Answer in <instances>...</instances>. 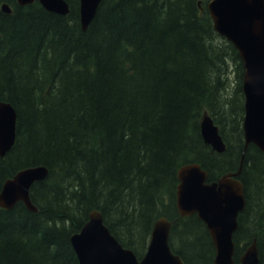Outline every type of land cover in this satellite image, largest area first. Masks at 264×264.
<instances>
[{"label": "trees", "instance_id": "trees-1", "mask_svg": "<svg viewBox=\"0 0 264 264\" xmlns=\"http://www.w3.org/2000/svg\"><path fill=\"white\" fill-rule=\"evenodd\" d=\"M66 1L70 14L61 16L38 1L0 0V102L19 114L16 145L0 156V191L22 168L50 170L33 189L39 212L23 203L0 208V264H78L70 239L94 209L138 255L155 219L167 215L176 220L171 247L185 264H214L205 225L196 216L178 218L177 171L191 162L210 179L238 170L244 153L238 52L215 32L208 0L203 11L198 0H104L87 31L80 0ZM230 68L232 99L223 93ZM204 110L221 128L223 154L201 137ZM241 179L247 205L236 260L257 238L264 264V153L254 145Z\"/></svg>", "mask_w": 264, "mask_h": 264}, {"label": "water", "instance_id": "water-1", "mask_svg": "<svg viewBox=\"0 0 264 264\" xmlns=\"http://www.w3.org/2000/svg\"><path fill=\"white\" fill-rule=\"evenodd\" d=\"M33 1L17 0L20 5ZM80 1L81 26L87 31L103 0ZM39 2L46 10L59 15L70 11L65 0ZM9 8L2 5V10L8 14L12 12ZM207 8L215 31L235 46L244 64V153L236 172L226 173L211 183H208V172L200 164L182 166L178 171L177 208L181 216L196 214L206 224L216 250L215 264H235L234 236L239 228L238 217L247 205L245 186L240 179L245 152L250 144L264 152V0H212ZM17 118L12 104L0 103L2 156L14 145ZM201 135L213 151L222 154L227 150L219 127L207 113L201 121ZM47 174L45 167L19 171L5 182L0 192V206L12 209L18 202H23L31 212H37L31 201L30 188ZM171 228L172 223L165 217L155 222L148 251L141 261L134 252L119 244L98 210L90 213L81 233L75 234L71 242L80 264H185L169 245ZM239 264H260L256 239L246 247Z\"/></svg>", "mask_w": 264, "mask_h": 264}, {"label": "bare ground", "instance_id": "bare-ground-1", "mask_svg": "<svg viewBox=\"0 0 264 264\" xmlns=\"http://www.w3.org/2000/svg\"><path fill=\"white\" fill-rule=\"evenodd\" d=\"M39 1H40V0H39ZM39 1H38V2H39ZM39 3L41 4V2H39ZM6 5H8V6L10 7V8H9L10 11L13 10L12 7H11L9 4H6ZM22 6H25V5H22ZM79 20H81V16H80ZM36 206H37V205H36ZM37 207H38V206H37ZM98 211H99V210H98ZM99 212H100V211H99ZM101 213H102V212H101ZM102 215H103V214H102ZM103 217H104V216H103ZM104 220H105V219H104ZM110 232H111V231H110ZM150 241H151V239L149 240V243H150ZM124 248L127 249V250H131L132 252H134L132 249H129V248L125 247V246H124Z\"/></svg>", "mask_w": 264, "mask_h": 264}, {"label": "rangeland", "instance_id": "rangeland-1", "mask_svg": "<svg viewBox=\"0 0 264 264\" xmlns=\"http://www.w3.org/2000/svg\"><path fill=\"white\" fill-rule=\"evenodd\" d=\"M235 76H236V74H235V75L232 74V76H231V77H232L231 79H232L234 82H235ZM231 83H232V81H231ZM228 93H230V91H229ZM235 94H236V91L234 90V91H233V94L231 93V96H234ZM226 96H228V95L226 94Z\"/></svg>", "mask_w": 264, "mask_h": 264}]
</instances>
